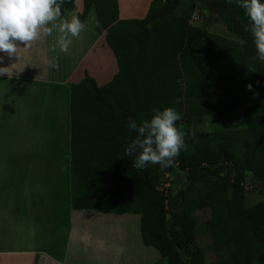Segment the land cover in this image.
<instances>
[{"label":"trees","instance_id":"1","mask_svg":"<svg viewBox=\"0 0 264 264\" xmlns=\"http://www.w3.org/2000/svg\"><path fill=\"white\" fill-rule=\"evenodd\" d=\"M210 1L230 35L191 22L195 10L204 12L197 0H152L143 18H120L118 0H83L81 19L95 11L119 70L103 85L86 74L70 86L71 203L137 215L159 264H206L191 212L206 209L209 264H264V198L246 204L247 186L264 196V62L253 60L244 10ZM60 8L61 16L75 10V0ZM187 101L216 117L241 109L245 126L199 130ZM165 107L181 114L185 146L169 167L136 169L138 149H126L138 136L127 120L139 125Z\"/></svg>","mask_w":264,"mask_h":264},{"label":"crops","instance_id":"2","mask_svg":"<svg viewBox=\"0 0 264 264\" xmlns=\"http://www.w3.org/2000/svg\"><path fill=\"white\" fill-rule=\"evenodd\" d=\"M151 1H123L126 4L123 13L121 0H118L119 17L143 18ZM75 3L76 9L66 10L62 18L78 16L86 27L79 38L73 39L66 53L60 52L58 48L52 51L57 35L55 32L33 42L27 49L21 48L17 56L0 53V67H4L5 72L0 73V150H8L4 153L0 151V221L6 220V212L18 214L20 224L27 226L26 235H30L19 234L23 239L11 237L0 240L4 244L0 246V264H136L139 258L129 247L131 238L133 245L135 242L140 243L139 249L143 250L144 255L150 252L142 246L144 243L139 236L137 215L78 209L71 203L70 86L86 74L92 76L98 85H103L111 81L119 70L113 51L106 42V30L100 26L96 13L93 16L94 10L90 9L86 17L81 19L84 2L75 0ZM52 57H56L58 69L48 67L47 61ZM63 117H66V121L62 123ZM18 130L23 132L20 138L16 136ZM39 134L48 137V146L44 143L46 148H53V158L47 157L49 151L46 150L41 153L38 150L35 154L32 145L34 143L37 147ZM25 152L29 153V157L32 152L33 156L40 154V165L31 162L32 157L29 160L24 158ZM49 165L63 168L61 174H44L45 171L49 172ZM33 167L39 168L37 179L42 180L43 175H46V185L39 187L38 182L26 187L33 180ZM28 195L33 199L39 195L47 197L48 203L45 205H55L63 198L60 201L66 204V210L62 209L61 202L56 204L59 205L58 218L52 223L54 238L60 228L65 227L67 230L61 254L54 253V239L50 241L45 235L41 245L34 236V223L22 220L23 214L34 213L33 207L37 212L40 206L44 208L42 198L25 201L26 205L22 207L24 197ZM59 212H62L60 216ZM14 219L16 215L11 218L12 221ZM49 226L44 224V230ZM31 236L34 241H30ZM121 246L125 249L123 253L117 251Z\"/></svg>","mask_w":264,"mask_h":264},{"label":"clouds","instance_id":"3","mask_svg":"<svg viewBox=\"0 0 264 264\" xmlns=\"http://www.w3.org/2000/svg\"><path fill=\"white\" fill-rule=\"evenodd\" d=\"M244 10L250 23V32L255 45L253 60L264 62V0H226ZM63 0H0V53L17 56L21 48H29L32 43L57 33L52 51L57 48L67 52L74 38H79L85 23L78 16L62 18L60 5ZM51 69H58L56 57L47 61ZM4 67H0V73ZM255 70L254 68H250ZM181 114L172 107L154 109L150 119L139 125L131 117L126 127L135 130L138 138L131 141L126 152L136 151L133 167L143 170L147 165L166 168L172 165L180 150L185 146L183 128L176 122ZM119 253L125 251L121 246Z\"/></svg>","mask_w":264,"mask_h":264},{"label":"rangeland","instance_id":"4","mask_svg":"<svg viewBox=\"0 0 264 264\" xmlns=\"http://www.w3.org/2000/svg\"><path fill=\"white\" fill-rule=\"evenodd\" d=\"M123 1L126 0H121V3ZM199 2L202 3V6L204 7V12H199L198 10H195L197 13V18H194L192 16L191 18V22L194 24H205V26L212 32L215 33H219V34H223V35H230L229 32L227 31L224 23L219 19V17L217 16L215 9L213 8V5L211 4L210 0H197ZM122 7V4H121ZM194 13V14H195ZM93 16H95V11H93ZM199 14V15H198ZM211 14L214 17H211ZM221 95V88H216L213 90V93L207 98V100L209 101V103H214L218 100L219 96ZM186 110H187V114H194V115H199L200 116V121H199V125H198V129L199 130H235V129H242L245 124H244V120L242 117V112L241 109H235L232 110L224 115L221 116H212V115H208V114H201V111L199 109V107L195 106L191 101H187L186 102ZM57 119H62V118H57ZM66 121V117H63V120L61 121L62 123ZM9 132V131H7ZM18 133L16 134V136H18L20 138V135L22 137L23 132L21 133V131H17ZM20 133V134H19ZM27 137V136H26ZM39 143L36 145L33 143L32 146L35 147V154L38 150H40V153L43 150L49 151L47 155L48 158H53V155H51V151L53 150V148H46L45 147V143L46 146H48V137L45 134H39ZM42 137V138H41ZM65 139H63L64 141ZM6 141H9L6 140ZM45 142V143H44ZM55 142V141H54ZM51 142H49L50 144ZM45 147V148H44ZM1 153H4L3 151H8V150H0ZM45 151V152H46ZM24 158H27V160H29V158L32 157L31 162H37L39 165V161H41V157L40 154H37L33 156V152H32V156L29 157V153L25 152L23 153ZM37 158V159H35ZM42 162V161H41ZM63 170V168H58L54 165H49V172H46L44 174L48 175V174H61V171ZM37 173L38 175L40 174L39 168L38 167H33V180L31 181V184L26 185V187L29 188L30 185H33L34 183H38L39 182V187L44 186L47 184L46 182V175H43L42 180H40L39 178L37 179ZM30 180L27 181V183H29ZM247 191H246V204L250 205L255 203L256 201H258L261 198H264V196H261L255 189H253L250 186L246 187ZM190 197H193L195 195H193V193H191L189 195ZM0 198H2L0 196ZM42 198V200L44 201V208L43 206H40L38 208V212L37 209L35 207L34 208V213L32 214H23V219L25 220L26 223H34V227H35V234L34 236L36 237V241L38 240V242H40L41 245H43L44 242V237L45 235L48 236L49 240L52 241L54 239L53 245H54V253L56 255H59L63 252V244L66 238V228L62 227L60 228L61 230H59L57 236H55L54 238V234L55 233V229H53L52 227V223L55 222V219L57 220L58 216H57V209L59 207V205H56L58 203H60L63 198H60V200H58L56 202L55 205L49 204V205H45V203H48L47 201V197L45 196H41L39 195L37 198H29V195L24 197V204L22 207H24L25 201H30L31 199L34 201L35 199L40 200ZM8 199H11L10 197H8ZM30 203V202H29ZM62 203V202H61ZM63 206L62 209H65L66 204L63 205V203L61 204V207ZM43 209V210H42ZM191 212L193 214L196 215L197 217V221H198V229H197V239H196V245L199 248L203 249L204 252V256H205V260H206V264H209L210 261L214 260V252L212 250V240L210 235L207 233V231H205L204 228V221L209 217V212L206 209H197V208H192ZM62 214V212H59V216ZM16 215V219H14V221L11 220V218H13ZM17 215L15 213H11L8 214L6 212V220L4 221H0V240H7L10 239L11 237H13L12 239L19 238V239H23V237L19 236V234L21 235H26V229L27 226L23 224H20L21 220L17 219ZM27 217H29V219H31L33 217V219L29 220L27 219ZM35 219V220H34ZM48 219V221H47ZM98 221V220H97ZM44 224L46 225H50L49 228H47V230H44ZM58 229V228H56ZM101 230V229H100ZM27 237H29L30 235H26ZM140 236V234H139ZM31 240L30 241H34V237L31 236ZM129 247L131 246V251L135 252V256L138 257V262H136V264H151L157 260H159L160 256L158 251L152 247V246H147L143 244V248H148L150 250L149 253H146L145 255L143 254V250L139 249V244L135 242L133 245L132 242V238ZM36 243V242H33ZM120 245L122 244L121 242H119ZM0 246H4L3 242H0ZM44 247H46L44 245ZM143 254V255H142ZM136 261V260H135ZM157 264H159V261L156 262Z\"/></svg>","mask_w":264,"mask_h":264},{"label":"bare ground","instance_id":"5","mask_svg":"<svg viewBox=\"0 0 264 264\" xmlns=\"http://www.w3.org/2000/svg\"><path fill=\"white\" fill-rule=\"evenodd\" d=\"M125 11H126V4L125 2H122V12L125 13Z\"/></svg>","mask_w":264,"mask_h":264},{"label":"built area","instance_id":"6","mask_svg":"<svg viewBox=\"0 0 264 264\" xmlns=\"http://www.w3.org/2000/svg\"><path fill=\"white\" fill-rule=\"evenodd\" d=\"M196 15H197V13H195V14L193 15V17H194V18H197V16H196ZM166 176H168V174H166Z\"/></svg>","mask_w":264,"mask_h":264},{"label":"water","instance_id":"7","mask_svg":"<svg viewBox=\"0 0 264 264\" xmlns=\"http://www.w3.org/2000/svg\"><path fill=\"white\" fill-rule=\"evenodd\" d=\"M202 4V3H201Z\"/></svg>","mask_w":264,"mask_h":264}]
</instances>
